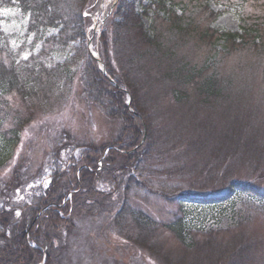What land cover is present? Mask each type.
Here are the masks:
<instances>
[{
	"label": "trees",
	"instance_id": "trees-1",
	"mask_svg": "<svg viewBox=\"0 0 264 264\" xmlns=\"http://www.w3.org/2000/svg\"><path fill=\"white\" fill-rule=\"evenodd\" d=\"M99 2L0 0V10L16 6L29 15L28 32L36 41L49 28L58 29L45 39L47 48L49 43L66 46L85 40L89 15ZM134 4L135 0H120L100 38L99 52L115 84L89 53L78 72L69 62L48 67L38 57L20 59L0 25V168L9 170L13 163L0 194L7 191L13 197L11 193L37 175L42 180L51 177L48 188L39 186L33 202L21 206L34 219L48 206L34 223L22 212L17 217V206L0 207V238L5 240L0 264H61L69 241L64 230L73 232L80 217L93 216L95 209L108 215L109 226L132 248L149 252L159 264H264L262 237L242 232L224 240L216 230L200 232L185 222L183 207L189 201H218L241 188L264 198V120L257 117V111L264 110L250 100L243 103L240 77L215 65L210 68L209 59L197 63L180 50L182 42L196 38L197 47L209 44L208 57L215 62L218 51L246 45L262 49L264 22L242 17L239 30L222 29L212 26L219 13L198 1L186 13L181 0L183 14H177L159 0L164 13L157 10L151 34ZM201 6L212 19L206 27L195 17ZM75 80L81 81L84 100L120 122V134L110 143L95 145L72 132H57L47 159L34 169L27 158L18 159L24 130L36 110L64 99V89L73 87ZM219 162L223 164L215 170ZM240 167L242 175L236 172ZM185 174L188 183L182 182ZM153 197L178 205L180 211L162 220L152 208ZM169 233L177 240L175 251L161 244V239L168 243Z\"/></svg>",
	"mask_w": 264,
	"mask_h": 264
},
{
	"label": "rangeland",
	"instance_id": "rangeland-1",
	"mask_svg": "<svg viewBox=\"0 0 264 264\" xmlns=\"http://www.w3.org/2000/svg\"><path fill=\"white\" fill-rule=\"evenodd\" d=\"M71 1L76 5L82 2V0ZM158 1L135 0L134 4L139 19L151 34L153 33L155 24L153 22L157 10L160 8V15L164 13V9H161L162 5L157 4ZM164 1L166 9L171 7L177 14H183L181 10L183 4H179L181 0ZM196 1L206 5L207 9L219 13L214 22L212 21V26L236 31L240 29L242 17H246L250 21L264 22L262 9L264 0H184L187 5L186 13H189V9L194 7L193 3ZM117 3L118 0H100L97 11L89 15L91 23L87 28L85 40L72 41L66 46H53L49 43L48 47L44 48L45 39L52 34L56 35L59 30L51 27L44 33L43 39L36 41L35 35L28 32L30 16L16 6L0 10V25L2 30L11 38V45L20 53L19 58L22 60H27L32 56L38 57L48 67H57L60 63L69 62L71 70L78 72L82 71L85 66L89 53L95 58L99 69L102 71L104 62L99 52L100 38L105 20L109 15L114 14ZM206 8L201 6V13L197 16L194 14L201 27L208 26L212 20L206 16L209 13ZM118 17L119 15L116 16L117 19ZM195 41L196 38H189L188 42H182L180 50L186 55L189 54L197 63L209 59L210 68L215 65L217 69L227 75L240 77V84L245 88L243 91L246 94L243 103L250 100L251 105H262L264 110V48H253L251 45H246L228 52L223 51L221 53L218 51L214 62L213 56L208 57L207 47H210L209 44L201 43V46L197 47ZM103 74L111 80L107 70ZM82 79L80 80L82 81ZM80 80H75L73 87L64 89L66 93L64 99L61 97L48 101L46 106L36 110L34 121L26 126L23 133L19 151L22 156L18 158L20 161L24 162L27 158L32 167L38 169L47 159L48 152L54 145L57 132H72L79 140L86 139L95 145L110 143L119 136L120 122L109 119L102 109L89 104L82 98ZM61 85L60 88L64 85L63 80ZM127 104L130 108L131 98H128ZM130 111H133L132 108ZM257 117L259 120H264V111L258 110ZM145 139L146 136H143L142 141ZM107 150L105 153H108ZM12 164L9 170L5 167L0 168V190L11 175ZM222 164L223 162H219V166L217 165L215 170L220 168ZM236 172L242 175L245 171L240 167ZM50 181V175L44 177L43 180L37 175L32 181H28L26 186L18 188L14 194L11 193L13 197H8L7 191L5 195L0 194V207L8 210L11 208L9 206H17L15 211L17 217L22 212V216L25 215L28 221L35 222L41 212L34 219V216L31 215L30 217L29 213L23 210L21 206L33 202L34 194L37 195L40 192L39 186L46 189L49 187ZM182 182H189L188 174L182 177ZM106 185H102L100 188H108ZM150 202L153 210L162 220L168 221L171 219L172 211L177 209L180 211L178 205H168L160 198L153 197ZM183 209L186 216L185 222L190 229H196L200 232L210 229L216 230L220 234V239L224 240H232L233 237L242 235V232L258 235L264 239V198L248 190L237 189L232 195L226 196L224 199L208 203L189 201ZM87 210L85 208L84 212ZM248 215H250L248 221L240 222ZM80 218L79 221L77 220L78 228L71 233H67L65 230L63 232L69 241L61 252V264H159L149 252L132 248L127 241H124L122 235L109 226L108 215L101 214L95 209L93 216H88L85 219ZM168 236V243L161 239L163 242L161 244L167 245L168 249L173 250L174 247H178L177 240L171 233ZM4 246L5 240L0 238V251Z\"/></svg>",
	"mask_w": 264,
	"mask_h": 264
},
{
	"label": "water",
	"instance_id": "water-1",
	"mask_svg": "<svg viewBox=\"0 0 264 264\" xmlns=\"http://www.w3.org/2000/svg\"><path fill=\"white\" fill-rule=\"evenodd\" d=\"M103 73H106V70L104 69V67H103ZM130 105V104H129ZM145 136H146V134H145Z\"/></svg>",
	"mask_w": 264,
	"mask_h": 264
},
{
	"label": "snow or ice",
	"instance_id": "snow-or-ice-1",
	"mask_svg": "<svg viewBox=\"0 0 264 264\" xmlns=\"http://www.w3.org/2000/svg\"><path fill=\"white\" fill-rule=\"evenodd\" d=\"M7 11V10H6ZM25 58H27V57H25Z\"/></svg>",
	"mask_w": 264,
	"mask_h": 264
}]
</instances>
